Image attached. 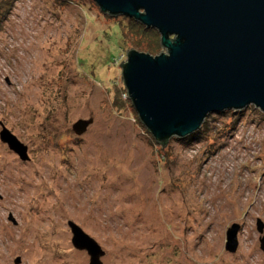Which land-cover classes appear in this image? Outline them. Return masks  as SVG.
<instances>
[{"label": "rangeland", "instance_id": "1", "mask_svg": "<svg viewBox=\"0 0 264 264\" xmlns=\"http://www.w3.org/2000/svg\"><path fill=\"white\" fill-rule=\"evenodd\" d=\"M79 2L0 0V130L27 153L0 138V264H90L69 221L102 264H264V112H211L155 142L116 98L136 37Z\"/></svg>", "mask_w": 264, "mask_h": 264}, {"label": "water", "instance_id": "2", "mask_svg": "<svg viewBox=\"0 0 264 264\" xmlns=\"http://www.w3.org/2000/svg\"><path fill=\"white\" fill-rule=\"evenodd\" d=\"M112 16L134 18L160 36L158 54L127 49L121 62L127 97L157 142L198 129L211 112L253 104L264 112V0H93ZM91 120L78 119L80 132ZM0 138L23 159L26 145L5 127ZM72 242L90 264L104 250L69 221ZM238 223L225 247L237 248Z\"/></svg>", "mask_w": 264, "mask_h": 264}, {"label": "trees", "instance_id": "3", "mask_svg": "<svg viewBox=\"0 0 264 264\" xmlns=\"http://www.w3.org/2000/svg\"><path fill=\"white\" fill-rule=\"evenodd\" d=\"M79 1H80L79 4H81L82 0H79ZM107 15H109V14H107ZM116 17L118 19V21H117L118 26L122 27L121 34H123L125 36V38H128V39H130V38L133 39L131 35L136 37L137 41L135 42V44H136L138 49L153 52V51H156L157 46H161L159 40H158V43H156L157 46L153 45V41H154L153 37L158 34L157 31L154 30L153 28H146L143 24H141L140 22L136 21L134 18L129 17V16L117 15ZM139 36H141L143 38L141 39ZM140 40L143 43H145L146 45L141 44L139 42ZM148 41H151V42L148 43ZM123 92L125 93L126 90ZM116 98L118 99V101L120 99V101L118 103L120 106H129L136 113L135 109L133 108V106L130 102V99L127 97V94L124 98H121V97H119V98L116 97ZM155 142H157V141H155ZM158 143L163 144V142H158ZM166 143H164V144H166Z\"/></svg>", "mask_w": 264, "mask_h": 264}]
</instances>
